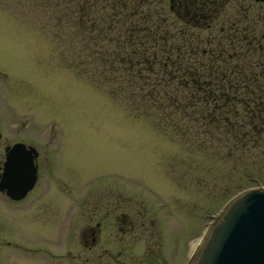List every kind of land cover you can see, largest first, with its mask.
Segmentation results:
<instances>
[{
  "label": "rangeland",
  "instance_id": "1",
  "mask_svg": "<svg viewBox=\"0 0 264 264\" xmlns=\"http://www.w3.org/2000/svg\"><path fill=\"white\" fill-rule=\"evenodd\" d=\"M240 1L264 10V1L231 0L226 11ZM41 2L0 0V131L37 147L51 204L32 221L39 251L23 260L3 247L0 264H60L45 261V249L64 252L62 264H196L230 202L264 187L259 174L247 175L209 137L197 143L198 122L177 115L175 125L159 123L121 83L92 79L75 15L64 11L72 2ZM219 17L208 21L213 30Z\"/></svg>",
  "mask_w": 264,
  "mask_h": 264
},
{
  "label": "trees",
  "instance_id": "2",
  "mask_svg": "<svg viewBox=\"0 0 264 264\" xmlns=\"http://www.w3.org/2000/svg\"><path fill=\"white\" fill-rule=\"evenodd\" d=\"M69 2L92 79L121 83L159 123L198 122L197 143L209 137L247 175L264 173V10L240 1L230 20L231 0H55Z\"/></svg>",
  "mask_w": 264,
  "mask_h": 264
},
{
  "label": "flooded vegetation",
  "instance_id": "3",
  "mask_svg": "<svg viewBox=\"0 0 264 264\" xmlns=\"http://www.w3.org/2000/svg\"><path fill=\"white\" fill-rule=\"evenodd\" d=\"M23 144L24 148L22 151L19 149L17 152L19 154H14L10 160L12 164L11 167H15L19 164V156L23 158V166L28 167L33 164L36 167L35 179L32 184L31 176L29 170H24L23 172L10 169L8 172L5 169L6 164L8 165V154H10L12 147L16 144ZM49 144V143H48ZM37 151V154L31 155V162L27 164L28 154L24 153L29 151L31 148ZM52 154L50 155L49 166L54 167L57 164V159H52ZM39 158V150L37 147L25 139H13L9 136H5L3 132L0 131V260L4 261L7 257L6 250H2L3 247L10 246L13 249H17V252H22L23 260L28 259V255L31 256L33 251L39 249L32 248L30 245L31 237L34 235L33 222L36 216V209L41 207V211H45L49 208L51 204L47 199L45 200V194L47 191L46 180H41L40 167L41 162ZM56 169V167H54ZM20 172V173H18ZM24 174V175H23ZM16 176V177H15ZM49 188V187H48ZM45 193V194H44ZM44 194V195H43ZM131 224V220H128ZM68 219L65 218L63 223L64 234L67 229ZM131 227V226H130ZM94 228H90V234H92L91 240L95 242L97 237L94 234ZM84 237L85 233H81ZM14 237L16 239H14ZM26 237V238H25ZM33 244V242L31 243ZM34 249V250H33ZM66 252L69 250L65 249ZM64 253V252H63ZM59 253H51L50 250L46 249L41 254L43 259L48 263L52 262L53 258H58L57 263L62 264L65 255ZM107 251L105 250L102 254L105 255ZM5 254V255H3ZM27 255V256H26ZM64 255V256H63ZM21 264H25L21 263ZM30 264V263H26Z\"/></svg>",
  "mask_w": 264,
  "mask_h": 264
},
{
  "label": "water",
  "instance_id": "4",
  "mask_svg": "<svg viewBox=\"0 0 264 264\" xmlns=\"http://www.w3.org/2000/svg\"><path fill=\"white\" fill-rule=\"evenodd\" d=\"M22 148L20 143L12 147L5 169L7 172L28 169L32 184L36 172L33 164L29 168L23 166V158L19 156V164L9 166L13 155ZM24 153L29 155L26 162L30 165L31 155L37 151L32 147ZM196 264H264V187L248 189L231 201L213 226Z\"/></svg>",
  "mask_w": 264,
  "mask_h": 264
}]
</instances>
